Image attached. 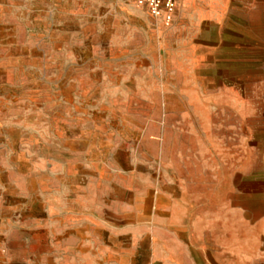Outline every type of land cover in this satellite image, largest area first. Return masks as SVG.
<instances>
[{
    "label": "rangeland",
    "instance_id": "rangeland-1",
    "mask_svg": "<svg viewBox=\"0 0 264 264\" xmlns=\"http://www.w3.org/2000/svg\"><path fill=\"white\" fill-rule=\"evenodd\" d=\"M0 264H264V0H0Z\"/></svg>",
    "mask_w": 264,
    "mask_h": 264
},
{
    "label": "built area",
    "instance_id": "built-area-1",
    "mask_svg": "<svg viewBox=\"0 0 264 264\" xmlns=\"http://www.w3.org/2000/svg\"><path fill=\"white\" fill-rule=\"evenodd\" d=\"M134 2L147 9L149 14L169 25L174 18L177 0H134Z\"/></svg>",
    "mask_w": 264,
    "mask_h": 264
}]
</instances>
